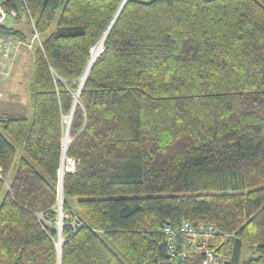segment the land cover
Listing matches in <instances>:
<instances>
[{"label": "trees", "instance_id": "trees-1", "mask_svg": "<svg viewBox=\"0 0 264 264\" xmlns=\"http://www.w3.org/2000/svg\"><path fill=\"white\" fill-rule=\"evenodd\" d=\"M123 1L6 4L41 46L33 117H0V264H160L184 222L219 264H264V0H127L107 35Z\"/></svg>", "mask_w": 264, "mask_h": 264}, {"label": "built area", "instance_id": "built-area-1", "mask_svg": "<svg viewBox=\"0 0 264 264\" xmlns=\"http://www.w3.org/2000/svg\"><path fill=\"white\" fill-rule=\"evenodd\" d=\"M9 0H0V25H6V22L9 18L18 19V13L16 10H9L6 7V4ZM30 17L31 21V30L33 33V42H38L41 46V41L39 34L36 30V25L34 20ZM99 44V43H98ZM96 45L90 51V56H93L95 53L97 57L104 52V46ZM30 44L22 40L0 35V85L5 83L11 75L13 66L18 60L19 50L24 46H29ZM70 119L65 117L64 121L67 124ZM78 160L68 157L66 153L63 154L62 158V168L61 172L72 173L75 171ZM1 172V171H0ZM63 210V203H62ZM63 217V212H62ZM62 220V219H61ZM59 230L62 229L60 222L57 223ZM181 231L189 234V239L182 240L181 234L179 231L173 230L170 226H166L163 230V235L165 236V246L167 252V259L163 260L160 264H173L176 260L186 261L188 257L192 255H202L203 261L202 264H219L217 257L213 251L208 247L209 239L214 229L209 227L207 229H194L189 225H184L181 228Z\"/></svg>", "mask_w": 264, "mask_h": 264}, {"label": "rangeland", "instance_id": "rangeland-1", "mask_svg": "<svg viewBox=\"0 0 264 264\" xmlns=\"http://www.w3.org/2000/svg\"><path fill=\"white\" fill-rule=\"evenodd\" d=\"M20 19L21 20L18 23L17 20L9 18L8 21L6 22V25L8 27L16 28L26 34L31 33L32 32L31 27L27 25L25 21V16L23 14H21ZM28 43L30 44L29 46H24L19 50L20 52H19L18 60L12 68L10 78L5 83L0 85V117L4 115L25 116L28 118L33 117L31 87L34 82V75H35L33 54L36 44L32 40ZM101 43L104 44V39L102 40ZM91 59L92 56H90V61ZM83 83H84V79L82 80V84ZM76 95L78 96V93ZM66 126L67 127L65 130V136L63 140V154H64V150L67 151L68 145L71 142V138L69 139L70 124L67 123ZM23 156L24 153L20 148H18L17 158L14 163L12 175L15 173L19 160ZM63 181H64V176H62L60 179V175H59V192L61 190L63 192ZM62 200L63 197L61 196V200L58 201V209H59L58 223L60 222V226L62 225L63 228L62 220L65 218V215L63 213V217H62V203H63ZM60 234L62 235V233H59V235ZM61 235L60 237H58V243L62 242Z\"/></svg>", "mask_w": 264, "mask_h": 264}, {"label": "bare ground", "instance_id": "bare-ground-1", "mask_svg": "<svg viewBox=\"0 0 264 264\" xmlns=\"http://www.w3.org/2000/svg\"><path fill=\"white\" fill-rule=\"evenodd\" d=\"M105 39V38H104ZM102 42V41H101ZM99 43L98 45H102V43ZM104 45V44H103ZM100 56V55H99ZM98 56V57H99ZM95 57V58H94ZM97 57V54L95 53L93 56H92V59H91V64H93L94 63V61L98 58ZM70 120H71V117L69 118ZM69 121V120H68ZM71 123V122H70ZM68 124H69V122H68ZM64 153H66V151L64 150ZM61 168H62V163H61V167H60V170H59V175H60V179H61V177L62 176H65L66 175V173L65 172H61ZM189 225L190 227H192V228H194V229H197V230H199V229H201V228H203V229H207V228H205L204 226H195L194 224H192V223H189V222H184L182 225H181V228H182V226H184V225ZM180 233H181V235H183V237H184V240H186V239H189V234H187V233H184V232H182L181 231V229H180ZM216 235V231L214 230V232L212 233V235L210 236V239L211 238H213V236H215ZM210 239H209V243H210ZM208 247H209V245H208ZM210 249V248H209ZM178 262H180V263H183V262H185V261H181V260H176L175 262H174V264H178Z\"/></svg>", "mask_w": 264, "mask_h": 264}, {"label": "water", "instance_id": "water-1", "mask_svg": "<svg viewBox=\"0 0 264 264\" xmlns=\"http://www.w3.org/2000/svg\"><path fill=\"white\" fill-rule=\"evenodd\" d=\"M126 1H127V0H124V1H123L122 5H121V7H120V9H119V11L117 12V14H116V16H115V18H114L112 24H111L110 27H109V30H108V32H107V35L109 34L111 27L113 26V24L116 22L118 16L120 15V13H121V11H122V9H123V7H124ZM87 69H88V67H87ZM86 71H87V70H86ZM86 71H85V73H86ZM84 75H85V74H84ZM83 78H84V76H83ZM83 78H82V80H83ZM84 83H85V82H84ZM84 83H83V84H82V82L80 83V87H79V91H78V96H77V98H79V96H80V94H81V91H82V88H83V86H84ZM74 108H75V107H74ZM73 112H74V111H73ZM72 117H73V113L71 114V121H72ZM61 196L63 197V192H62V190L59 192V200H61ZM59 233H62V230H60ZM60 235H61V234H60ZM61 236H62V235H61ZM59 257H60V264H61V254H60V253H59ZM178 264H180V262H178Z\"/></svg>", "mask_w": 264, "mask_h": 264}]
</instances>
